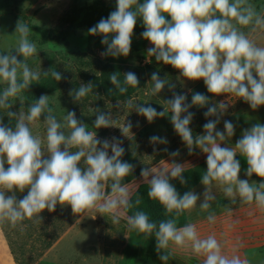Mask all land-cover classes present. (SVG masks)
<instances>
[{
  "label": "clouds",
  "instance_id": "1",
  "mask_svg": "<svg viewBox=\"0 0 264 264\" xmlns=\"http://www.w3.org/2000/svg\"><path fill=\"white\" fill-rule=\"evenodd\" d=\"M138 19L144 27L142 38L152 45L147 49L148 63L154 57L157 63L178 70L182 78L202 79L213 96L228 97L214 102L203 93L192 92L188 103L187 92L177 93L175 83L154 71L150 77L151 91L146 94L156 96L167 86L172 96L164 100L163 110L158 111L147 102L134 103L132 99L118 101L116 105L134 109L149 123L171 113V125L188 154L193 155L196 148L206 154V171L200 180L205 189L202 202L197 206L201 195L194 190L182 195L177 191L171 181L186 185L183 173L189 164L176 162L179 149L169 152L165 147L161 150L168 152L172 163L161 160L156 166L142 167L139 174L148 185L147 196L158 201L169 216L159 222L151 220L147 212L138 209L142 197L138 195L133 200L130 184L123 183L135 165L121 159L126 151L122 139H98L97 132L88 130L74 110L59 119L47 94L35 99L25 111L27 98L22 93L31 84L38 83L42 76H51L57 82L64 77L54 69L41 71L29 67L27 60L37 55L38 49L29 39V25L18 20L15 54L13 49L0 53V109L6 110L3 113L9 118V125H5L0 117V230L11 227L23 234L28 227L25 221L41 224L40 213L44 210L53 212L58 204L69 205L74 215L95 219L100 214L109 217L113 226L123 221L128 232L154 236L155 250L164 264L170 259L164 250L170 246L200 258L201 264H251L239 251L244 247L240 238L233 241L227 237L240 223L231 218L230 205H254L248 215L252 216L254 211L264 215V124L244 129L235 144L226 147L221 144L234 136L236 125L224 120L222 131L217 130V125L232 105V97L242 99L252 110L264 106V6L258 7L251 0H116L115 10L88 29L89 35L102 37L101 43L106 46L100 54L102 58L129 56ZM19 56L24 60L20 61ZM119 77L120 73L114 72L109 79L121 95L140 83L132 71L123 74V82ZM94 87L92 82L81 83L69 95L78 103ZM17 99L21 104L18 113L10 110ZM194 106H207L204 116L215 117L203 125V134L195 136L190 128L195 115L190 109ZM94 112V129L119 127L121 135L131 139V120L117 126L111 112L99 108ZM42 115L44 132L34 134L33 128L39 127L37 122ZM135 126L140 127L139 121ZM149 143L167 145L169 141L166 136L152 135ZM157 151L153 147V153ZM237 155L246 160L247 179L240 178L241 161ZM253 175L259 178L258 182L251 179ZM26 189L27 195L17 199L16 193ZM214 189H219L229 201L224 205L228 219L220 238L215 231L203 233L191 221L179 225V217L196 208L207 213L209 228L217 223V214L211 210L212 202L217 201ZM131 209L137 210L128 214ZM259 221L260 217L256 222Z\"/></svg>",
  "mask_w": 264,
  "mask_h": 264
},
{
  "label": "rangeland",
  "instance_id": "2",
  "mask_svg": "<svg viewBox=\"0 0 264 264\" xmlns=\"http://www.w3.org/2000/svg\"><path fill=\"white\" fill-rule=\"evenodd\" d=\"M94 1L96 0H19L18 3H14L12 0H0V53L12 49L13 52L15 51L18 34H14V32L18 20L29 25L31 29L29 39L32 35H36L38 38L53 36L68 24L75 8L89 5ZM102 1L110 3L113 0ZM251 2L258 7L264 6V0H251ZM33 42L37 45L38 52L37 55L28 58L29 67L41 71L54 69L61 72L64 77L62 86L58 90L47 93L50 96L49 101L56 116L62 120L67 111L74 110L77 118L88 125V130L97 132L98 139L118 137L123 140V147L135 153L138 175L128 183L133 192L143 182V178L139 175L142 167L156 166L161 160L169 164L172 163L173 158L169 156L168 152L161 150L165 147L168 148L169 152L179 149L180 155L175 158L176 162L187 163L188 166L206 159V154H203L198 148L194 150L193 155L188 154L187 147L171 125V113L164 118H157L149 123L145 117L138 115L134 109L117 107V102L122 103V100L114 101L101 93H90L78 103H74L69 95L71 89L78 88L81 83L86 84L83 73L98 72L102 63L118 60L126 72L138 67L141 75L146 78L145 87L137 91L131 98L134 103L144 104L147 102L158 111L163 110V106L166 107L164 100L171 99L172 96L167 86L156 96L146 94L151 91L150 77L154 71H157L161 78L167 77L170 82L175 83L176 88L174 91L177 93L187 92L188 103H191L192 92L203 93L209 96L210 101L214 102L228 99L226 95L213 96L207 92L202 79L189 81L182 78L178 70L164 65L162 62L157 63L154 57L151 58L152 62L148 63L147 49L152 47L150 42L147 43L145 49L132 51L127 58L123 59L110 56L102 58L100 55L104 51L102 48H90V36L86 29H81L71 34L65 41L58 43L50 41L42 44L38 40ZM18 59L20 61L24 60L23 56H19ZM232 102V105L221 118V122L217 125V130L222 131L224 120H230L236 125L235 134L228 143H222V147L234 145L241 137L244 129L250 128L256 123L264 124V106L252 110L249 104L242 99L232 97ZM13 104L18 113L21 108L19 100L13 101ZM96 108L105 113L111 112L112 118L116 119L117 126H122L124 120L125 122L131 120L134 125L131 130L132 134H129L131 139L123 137L119 127L94 129L93 121L96 118L94 109ZM206 110L207 106L205 108L194 106L190 109L191 112L195 113L190 124L194 136L203 134V125L207 123V120L215 119V117L206 118L204 116ZM137 121H139L140 127L135 126ZM37 123L39 127L33 128L34 134L37 132L43 134V122L38 121ZM152 135L166 136L169 143L153 146L149 143V137ZM153 147L157 148L156 153H153ZM110 154L111 150H109ZM241 159L246 163L243 157ZM251 179L259 181V178L255 177ZM204 190L202 184L194 189L196 193L201 195V200L198 201L197 206L202 202ZM214 192L217 201L212 202L213 207L211 210L215 211L218 217L215 225L209 228L207 213L199 208L194 209L191 213L185 212L181 215L179 225L191 221L196 223L203 233L207 234L209 231H215L218 238H220V233L225 231L224 221L228 219L224 205L228 204L229 201L219 189H214ZM230 207L233 212L231 218L239 219L240 223L235 225L234 229L228 233L227 239L234 241L236 237H239L244 245L239 250L241 255L247 256L251 264H264V244L254 248V242L249 235L251 231L248 230L258 225V222H256L258 217H260V222L264 220V215L254 211L253 215L249 216L248 211L254 208V205L249 206L238 202L230 205ZM51 214L49 223L45 224L41 221V224L35 226L36 243L46 240L48 247L38 249L36 246L34 262L31 263L30 261L28 264H140L145 256L147 246L145 239L135 231L128 232L126 223L123 221L119 225L113 226L109 221V217L100 214H97L95 219L87 215L75 217L69 205L61 206L59 204ZM76 219L78 221L74 226H71L70 230L62 235L59 230H63L64 226L69 225L72 220ZM169 250L173 255L171 264H201L200 258L190 253L178 251L171 246Z\"/></svg>",
  "mask_w": 264,
  "mask_h": 264
},
{
  "label": "trees",
  "instance_id": "3",
  "mask_svg": "<svg viewBox=\"0 0 264 264\" xmlns=\"http://www.w3.org/2000/svg\"><path fill=\"white\" fill-rule=\"evenodd\" d=\"M14 3H18L19 0H12ZM141 3H143V0H140ZM116 7V0H113L110 3H106L102 0H96L92 2L89 5L80 6L74 9L70 20L68 24L59 30L55 35L53 36H42L41 38H38L36 35H32L30 40L33 42L35 40H38L40 43H47V42H61L65 41L71 34H74L78 32L81 29H88L92 26H94L101 18H107L111 11H114ZM168 18V17H166ZM170 19V18H168ZM144 31V27L142 25V21L138 19L137 24L134 28V35L132 38V45H131V52L132 51H140L145 49L148 41L144 40L141 36V33ZM90 36V48L93 47H99L102 48L104 51L106 50V46L102 45L101 36ZM130 52V53H131ZM15 54V51L13 52ZM130 55V54H129ZM128 57V56H127ZM127 57H118L120 58H127ZM168 67H171L170 65H167ZM114 72L120 73V80L123 82V74L126 73L124 70V67L121 63H119L118 60L113 61H106L105 63H102L99 66V71L95 73H89L85 72L83 73V78L85 83L92 82L94 84V89L92 93H101L105 97H107L110 100H122L125 101L126 99H131L133 95L139 91L141 88L145 87L146 85V78L141 75L140 69L138 67H135L132 69V72H134L137 77L139 78V85L137 88L129 87L128 92L126 94L121 95L118 90L115 88L114 85L111 84V81L109 79L110 74ZM62 86V80L57 82L51 76L49 77H41L40 81L38 83H33L30 85L29 89L22 93L27 100L25 101L24 108L25 111H27V107L35 101V99H38L42 94H47L53 91L58 90ZM2 85H0V90H2ZM50 106H52L50 102ZM11 111L17 112L14 104L13 107L10 109ZM4 109H0V117H3V122L5 125H9V118L3 113ZM44 116H41V121H43ZM15 121L13 120L12 124H14ZM126 149L124 156L121 158L124 161H127L129 163H132L135 165V169L131 175L126 177L123 181V183H130L133 181L137 175H138V169L136 167L137 164V157L133 151L130 149L124 147ZM111 155V154H110ZM241 161V173L240 178L247 179L248 177L245 174V170L247 167V164L241 159L239 155L236 157ZM206 171V159H203L196 164H193L191 166H187L185 172L183 173V176L187 179L186 185H181L178 180L171 181L177 188V191L180 192L182 195L184 192L188 190H194L200 183L201 180V174ZM253 177L257 178L255 175ZM148 191V185L144 182H142L136 190L133 192V200L140 195L142 197V203L138 206L139 210H143L147 212L150 216V219L159 222L162 219H167L169 216L165 213L163 206L159 204L158 201L152 200L147 196ZM137 209H131L129 210L128 214H132ZM143 238L146 241V250H145V256L141 260L140 264H164L159 259V254L155 250V237L154 236H147L144 234H141ZM167 253L170 254V259L168 261V264H171L173 261V255L171 251L168 249L164 250Z\"/></svg>",
  "mask_w": 264,
  "mask_h": 264
},
{
  "label": "crops",
  "instance_id": "4",
  "mask_svg": "<svg viewBox=\"0 0 264 264\" xmlns=\"http://www.w3.org/2000/svg\"><path fill=\"white\" fill-rule=\"evenodd\" d=\"M10 194V193H9ZM17 199H22L23 196L27 195V189L23 192H17ZM42 221L46 224L52 216L51 212L44 210L40 213ZM75 217H82V215H74ZM78 221L72 220L69 225L64 226L60 233L65 235L70 230L71 226ZM28 225L26 231L21 234L19 230L11 227H4L0 230V264H28L34 262V251L37 246L38 249L48 247V242L43 240L42 242L36 243L35 240V226L36 224L31 221H25ZM50 226V224H49ZM44 226L42 225V228ZM48 227V225H46ZM252 241L254 242V248L262 246L264 244V220L258 222V225L248 229ZM58 231V233H59ZM247 247H249L247 245Z\"/></svg>",
  "mask_w": 264,
  "mask_h": 264
}]
</instances>
